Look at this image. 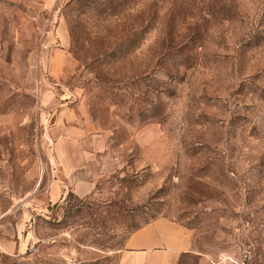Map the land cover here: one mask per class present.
Segmentation results:
<instances>
[{"label":"rangeland","instance_id":"rangeland-1","mask_svg":"<svg viewBox=\"0 0 264 264\" xmlns=\"http://www.w3.org/2000/svg\"><path fill=\"white\" fill-rule=\"evenodd\" d=\"M157 218L264 264V0H0V264H122Z\"/></svg>","mask_w":264,"mask_h":264},{"label":"crops","instance_id":"crops-1","mask_svg":"<svg viewBox=\"0 0 264 264\" xmlns=\"http://www.w3.org/2000/svg\"><path fill=\"white\" fill-rule=\"evenodd\" d=\"M193 251L194 234L189 228L175 220L157 218L130 235L122 264H178Z\"/></svg>","mask_w":264,"mask_h":264}]
</instances>
